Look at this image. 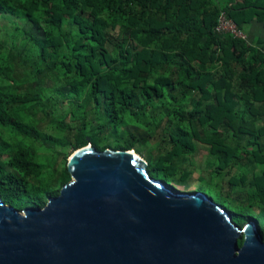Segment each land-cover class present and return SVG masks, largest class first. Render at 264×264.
Wrapping results in <instances>:
<instances>
[{
  "label": "trees",
  "instance_id": "1",
  "mask_svg": "<svg viewBox=\"0 0 264 264\" xmlns=\"http://www.w3.org/2000/svg\"><path fill=\"white\" fill-rule=\"evenodd\" d=\"M222 13L244 38L216 30ZM0 17L6 204L45 206L89 144L145 155L168 184L202 144L223 189L207 195L264 235V46L244 32L264 0H0Z\"/></svg>",
  "mask_w": 264,
  "mask_h": 264
},
{
  "label": "water",
  "instance_id": "2",
  "mask_svg": "<svg viewBox=\"0 0 264 264\" xmlns=\"http://www.w3.org/2000/svg\"><path fill=\"white\" fill-rule=\"evenodd\" d=\"M67 167L43 207L0 198V264H264L258 221L241 227L205 193L175 190L135 151L89 144Z\"/></svg>",
  "mask_w": 264,
  "mask_h": 264
},
{
  "label": "rangeland",
  "instance_id": "3",
  "mask_svg": "<svg viewBox=\"0 0 264 264\" xmlns=\"http://www.w3.org/2000/svg\"><path fill=\"white\" fill-rule=\"evenodd\" d=\"M6 20L0 17V29H4L6 26ZM245 32V31H244ZM4 35L5 37L7 35ZM62 110V114L67 113L68 109L65 107ZM67 122H71V115L66 119ZM142 158H145V155H141ZM208 156V149L205 145L199 144L198 151L194 154L190 160L187 162L184 167L186 171L190 173V176L185 181H179L182 173L176 176L175 183H170L175 190L182 192H203L206 195L211 194L213 196L221 195L223 189L220 187L221 180L220 178H212L209 176L210 171H208L205 161ZM191 169V170H187ZM159 180H162L161 178Z\"/></svg>",
  "mask_w": 264,
  "mask_h": 264
},
{
  "label": "crops",
  "instance_id": "4",
  "mask_svg": "<svg viewBox=\"0 0 264 264\" xmlns=\"http://www.w3.org/2000/svg\"><path fill=\"white\" fill-rule=\"evenodd\" d=\"M246 34L248 35V39L255 47L264 46V26L257 23L252 22L250 25H247L244 29Z\"/></svg>",
  "mask_w": 264,
  "mask_h": 264
},
{
  "label": "built area",
  "instance_id": "5",
  "mask_svg": "<svg viewBox=\"0 0 264 264\" xmlns=\"http://www.w3.org/2000/svg\"><path fill=\"white\" fill-rule=\"evenodd\" d=\"M216 30L219 33H232L237 37H245L242 31H240L234 21L228 19L225 13H222Z\"/></svg>",
  "mask_w": 264,
  "mask_h": 264
}]
</instances>
